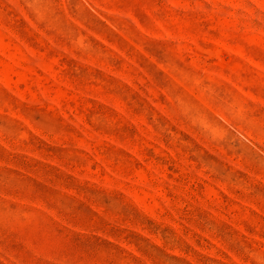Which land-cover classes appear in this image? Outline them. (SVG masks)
<instances>
[{
    "label": "rangeland",
    "instance_id": "obj_1",
    "mask_svg": "<svg viewBox=\"0 0 264 264\" xmlns=\"http://www.w3.org/2000/svg\"><path fill=\"white\" fill-rule=\"evenodd\" d=\"M0 264H264V0H0Z\"/></svg>",
    "mask_w": 264,
    "mask_h": 264
}]
</instances>
